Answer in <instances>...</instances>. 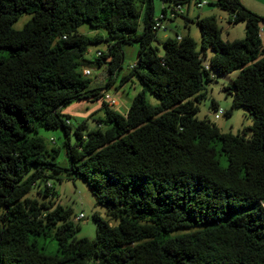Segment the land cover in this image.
<instances>
[{
	"label": "trees",
	"instance_id": "16d2710c",
	"mask_svg": "<svg viewBox=\"0 0 264 264\" xmlns=\"http://www.w3.org/2000/svg\"><path fill=\"white\" fill-rule=\"evenodd\" d=\"M154 1L0 0V264H264V17L240 0H215L230 23H245L244 39L224 40L215 16H199L200 48L176 33L160 54L157 20L191 0H162L173 5L158 18ZM84 24L108 35L80 34ZM103 41L95 63L108 81L93 88L84 57ZM134 44L121 86L137 77L143 89L122 115L105 95ZM234 72L226 115L244 108L253 117L238 134L197 117L213 73ZM97 99V129L73 128L63 109ZM42 129L63 130L69 167L56 163ZM64 172L108 207L109 219L93 215L96 240L77 239L73 209L55 201L53 180ZM34 188L44 201L28 196Z\"/></svg>",
	"mask_w": 264,
	"mask_h": 264
},
{
	"label": "rangeland",
	"instance_id": "374dc122",
	"mask_svg": "<svg viewBox=\"0 0 264 264\" xmlns=\"http://www.w3.org/2000/svg\"><path fill=\"white\" fill-rule=\"evenodd\" d=\"M200 0H191L185 2L182 5L183 14L180 15L175 21L169 22L168 31H160L157 34L158 40L154 42V46L158 47L159 53H164L163 42L168 38H175L176 32L179 34L190 33L194 36L200 48L201 33L197 25V18L204 16H215L218 24L222 29V37L226 41H233L237 39H244L246 36L245 23H238L230 25L228 18L231 17L229 12L219 9L215 5V0H204V3H208L200 8L197 7V2ZM241 3L251 10L252 12L264 17V0H240ZM155 16L158 18L162 15L164 6L173 5V3H164L162 0H155ZM31 18V15L24 14L18 22L14 24L16 30H21L24 24ZM264 27V25H262ZM143 30V23L140 21V31ZM78 32L83 35L94 37L96 35L107 36L105 29L95 30L89 25L84 24ZM262 40L264 43V33L262 34ZM139 46L126 45L124 46L125 58L122 64V69L119 71L117 79L114 85L106 92L112 95L117 101V105L111 106L115 111L122 115H127L129 108L133 102L134 97L140 92L143 87L140 84L137 77H133L124 85L121 86L122 77L128 75L138 57ZM107 52L108 43L106 41L93 44L89 47L84 59L90 62L91 65L83 67L92 70V74L88 76L92 80V87H106L108 81V68L105 65L99 69L95 61L97 59V52ZM213 52L209 51V56H212ZM239 72L232 74L218 75L213 73V79L209 83H205L206 98L202 100L199 106V112L197 114L198 119L205 120L210 119L213 123L217 124L223 132H232L233 134L242 133L245 128L253 125V117L247 109L235 108L231 116H227L226 112L231 108L233 98L228 93V89L233 88L232 80L238 76ZM148 100L157 104L156 98L148 93ZM213 103L217 105V108H213ZM217 109H222L225 114L220 116L217 120L214 118ZM64 115L70 116V122L73 128L78 124L87 121L88 130H96L98 127V118L103 117V100H83L74 101L63 109ZM40 135L46 140V144L49 148H58L59 154L56 158V163L66 168L69 167V158L67 155V148L65 146V135L62 129L59 130H45L40 131ZM51 139H54L52 142ZM71 144H75L76 137L74 132L70 135ZM62 178V180H60ZM54 188L57 192L55 201L61 204L63 207L72 208L74 214L72 220L76 226L79 227L76 238L77 239H89L91 241L97 238V223L93 218L94 214L100 215L104 219L108 218V207L101 205L97 202L87 182L81 178L75 177L73 174L67 172L58 175L57 179L53 180ZM39 190L33 189L28 195L29 197L36 198L42 202L44 199L37 195ZM80 214H84V218L80 221H76V217ZM113 225H117L118 222H112Z\"/></svg>",
	"mask_w": 264,
	"mask_h": 264
},
{
	"label": "built area",
	"instance_id": "2783aa9c",
	"mask_svg": "<svg viewBox=\"0 0 264 264\" xmlns=\"http://www.w3.org/2000/svg\"><path fill=\"white\" fill-rule=\"evenodd\" d=\"M207 4L208 3H206V2L204 3V1H203L197 7L200 8V7H202L204 5H207ZM176 13H183L182 6H178L176 8ZM176 13H171L170 17H172V18L176 17L177 16ZM167 18H168V16H167ZM154 29L157 30L158 32H160V31H168V26L166 24V21L163 20V16H161L160 19L157 20V22H156V24L154 26ZM263 33H264V27L261 28V35ZM179 39H181V38L179 37ZM97 54L100 55V53H97ZM84 73H85L86 76H90L92 74V70L91 69H86L84 71ZM105 100L110 106L117 105V101L115 100V98L112 95H109L108 93H106V95H105ZM224 114H225V112L222 109H217V112L215 113L214 118L217 120L220 116H222ZM84 217H85L84 214H80L79 216L76 217V221H80Z\"/></svg>",
	"mask_w": 264,
	"mask_h": 264
},
{
	"label": "crops",
	"instance_id": "0c3cea01",
	"mask_svg": "<svg viewBox=\"0 0 264 264\" xmlns=\"http://www.w3.org/2000/svg\"><path fill=\"white\" fill-rule=\"evenodd\" d=\"M170 14L171 13H169L168 14V18H167V20H166V24H167V26H168V23L169 22H173V21H175L179 16H176V17H174V18H172V17H170ZM228 23L230 24V25H232V23H230L229 22V18H228ZM168 30H169V26H168ZM177 33V32H176ZM179 34V33H178ZM182 35V34H181ZM194 37V36H193ZM195 38V37H194ZM197 38H195V40H196Z\"/></svg>",
	"mask_w": 264,
	"mask_h": 264
}]
</instances>
